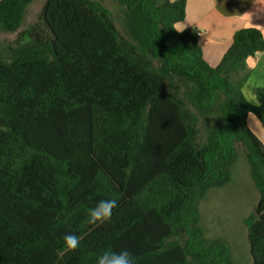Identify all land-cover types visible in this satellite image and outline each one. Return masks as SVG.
<instances>
[{"label":"trees","instance_id":"obj_1","mask_svg":"<svg viewBox=\"0 0 264 264\" xmlns=\"http://www.w3.org/2000/svg\"><path fill=\"white\" fill-rule=\"evenodd\" d=\"M125 37L98 0H46L38 21L0 49V264H96L126 249L135 264H235L199 227V201L231 181L238 146L260 199L245 218L264 264V126L243 88L264 53L256 28L234 35L217 67L178 31L186 0H115ZM34 0H0V35ZM117 206L102 224L88 212ZM74 233L79 247L63 237Z\"/></svg>","mask_w":264,"mask_h":264},{"label":"rangeland","instance_id":"obj_2","mask_svg":"<svg viewBox=\"0 0 264 264\" xmlns=\"http://www.w3.org/2000/svg\"><path fill=\"white\" fill-rule=\"evenodd\" d=\"M46 0H34L28 7L22 27L17 32L0 35V49L14 42L19 33L38 21ZM113 14L120 33L129 38L126 29L127 9L115 0H98ZM264 144V140H261ZM260 194L251 174L246 149L238 146V157L232 165L231 181L224 187L212 188L199 201V227L210 240L221 241L235 264H253L245 218L258 204Z\"/></svg>","mask_w":264,"mask_h":264},{"label":"crops","instance_id":"obj_3","mask_svg":"<svg viewBox=\"0 0 264 264\" xmlns=\"http://www.w3.org/2000/svg\"><path fill=\"white\" fill-rule=\"evenodd\" d=\"M186 19L176 26L180 32H201L199 38L206 62L217 67L233 43L234 35L245 28L259 29L264 37V0H186ZM251 69L243 92L252 104L264 94V53L248 60ZM254 134L264 140V126L253 115L248 120Z\"/></svg>","mask_w":264,"mask_h":264},{"label":"clouds","instance_id":"obj_4","mask_svg":"<svg viewBox=\"0 0 264 264\" xmlns=\"http://www.w3.org/2000/svg\"><path fill=\"white\" fill-rule=\"evenodd\" d=\"M117 206L114 199H102L88 212V223L102 224L109 220L113 214V209ZM64 246L68 250H75L79 247V238L74 233H68L63 237ZM96 264H135L132 254L126 250L113 251L98 257Z\"/></svg>","mask_w":264,"mask_h":264},{"label":"built area","instance_id":"obj_5","mask_svg":"<svg viewBox=\"0 0 264 264\" xmlns=\"http://www.w3.org/2000/svg\"><path fill=\"white\" fill-rule=\"evenodd\" d=\"M197 35L201 37L203 34L201 32H198Z\"/></svg>","mask_w":264,"mask_h":264}]
</instances>
